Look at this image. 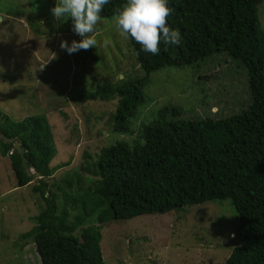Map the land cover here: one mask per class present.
Here are the masks:
<instances>
[{
    "label": "trees",
    "instance_id": "1",
    "mask_svg": "<svg viewBox=\"0 0 264 264\" xmlns=\"http://www.w3.org/2000/svg\"><path fill=\"white\" fill-rule=\"evenodd\" d=\"M262 1L169 0L167 22L180 30L179 45L161 43L153 55L128 38L143 76L81 95L117 99L110 121L114 133L128 135L126 121L145 104L143 88L152 73L214 54L246 68L250 104L241 114L215 120H181L179 110L165 107L143 126L140 142L121 140L100 151L91 165L97 177L91 185L76 173L63 178L66 186L47 182L61 167L51 166L56 147L46 116L14 121L0 110V156L8 159L16 186L32 185L42 203L33 228L21 236L33 244L41 264H105V224L227 200L236 213L239 245L223 264H264V32L257 10ZM125 2L110 0L102 19L116 16Z\"/></svg>",
    "mask_w": 264,
    "mask_h": 264
},
{
    "label": "rangeland",
    "instance_id": "2",
    "mask_svg": "<svg viewBox=\"0 0 264 264\" xmlns=\"http://www.w3.org/2000/svg\"><path fill=\"white\" fill-rule=\"evenodd\" d=\"M55 2L0 0V110L14 121L46 116L56 147L51 166L61 167L47 182L66 186L63 178L76 173L91 185L97 178L91 165L100 151L121 140L140 142L143 126L165 107L179 110L181 120H215L241 114L250 104L246 68L214 54L192 66L152 73L143 88L145 104L126 121L128 135L114 133L110 121L117 99L81 95L143 76L128 38L116 28V16L101 19L88 58L83 49L68 54L61 41L81 37L70 19L52 16ZM257 10L264 32V0ZM31 186L18 188L8 159L0 156V264H41L33 244L21 238L42 205ZM237 226L229 200L113 221L102 230V258L105 264H223L239 245Z\"/></svg>",
    "mask_w": 264,
    "mask_h": 264
},
{
    "label": "clouds",
    "instance_id": "3",
    "mask_svg": "<svg viewBox=\"0 0 264 264\" xmlns=\"http://www.w3.org/2000/svg\"><path fill=\"white\" fill-rule=\"evenodd\" d=\"M109 2L110 0H56L50 10L52 16L60 22H64L65 18L70 19L71 30L81 37L71 43L62 40L60 47L68 54L96 47V26ZM172 11L169 0H126L116 13L115 26L126 38L134 39L140 45V51L159 55L161 43L179 45L182 40L180 30L167 22ZM2 71L3 68H0V72Z\"/></svg>",
    "mask_w": 264,
    "mask_h": 264
}]
</instances>
